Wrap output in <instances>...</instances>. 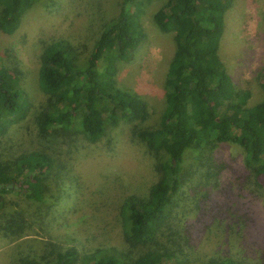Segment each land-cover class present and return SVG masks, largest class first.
<instances>
[{
  "label": "trees",
  "instance_id": "1",
  "mask_svg": "<svg viewBox=\"0 0 264 264\" xmlns=\"http://www.w3.org/2000/svg\"><path fill=\"white\" fill-rule=\"evenodd\" d=\"M141 1L115 0L113 16L108 18L102 16L104 3H98L92 9L96 30L89 27L92 41L86 50L76 48L69 37L28 42L18 32L21 16L33 0H0V34L5 41L10 35L20 37L19 42H3L0 53V141L6 135L4 128L18 121L12 117L18 114L21 120L32 105L19 86L23 75L19 43L37 57V84L43 96L29 114L41 147L0 152V236L16 248L5 264H125L127 259L131 264H187L193 247L189 225L182 223L186 214L197 211V216H210V221L228 215L245 218L242 213H228L226 201L213 199L217 194L228 197L218 193L224 189L218 178L225 167L234 170L214 157L220 144L240 148L246 168L243 185L250 181L264 195V66L260 98L249 103L248 94L240 93L231 82L219 54L231 0H158L152 21L170 34L173 51L161 80L162 109L152 123H146L150 112L143 97L116 88L112 80L114 61L129 59L140 38H145L138 26ZM66 4L76 13L89 9L87 0ZM36 43L38 52H34ZM121 124L128 139L140 144L141 158L149 159L153 179L142 191H103L101 205L121 216L122 242L128 248H97L80 257L73 246H62L64 234L59 226H52L71 208L58 213L45 203L58 197L60 182L76 180L75 166L95 149L105 130ZM117 138L109 137L106 154L113 155ZM230 186L225 183L227 189ZM5 192L24 199L14 202L2 196ZM39 230L41 241L21 242L20 238ZM47 236L53 241H47ZM188 263L264 264V249L256 256L216 253Z\"/></svg>",
  "mask_w": 264,
  "mask_h": 264
},
{
  "label": "rangeland",
  "instance_id": "2",
  "mask_svg": "<svg viewBox=\"0 0 264 264\" xmlns=\"http://www.w3.org/2000/svg\"><path fill=\"white\" fill-rule=\"evenodd\" d=\"M67 1L73 0H33L21 16L18 33L31 43L39 37L43 42L69 37L76 48L85 47L89 50L91 34L96 30L95 23H92L95 10L92 9L103 2L102 16L111 17L115 0H106L107 2L87 0L88 11L81 10L79 13L72 12L66 4ZM141 2L143 7L138 17V26L143 29L145 38H140L137 49L129 59L114 61L115 73L112 80L116 88L135 92L143 97L150 112L146 123H152L162 109L161 80L165 75L173 44L170 34L160 31L152 21V14L160 2L158 0L150 3L146 0ZM231 2L232 6L226 12L224 30L219 40L220 59L227 68L231 82L240 93L248 94L249 103H252L261 95L259 79L264 66V21H262L264 0H231ZM87 19L91 21L90 24L86 23ZM89 27L93 28V31ZM74 36L75 38L72 39ZM5 39L6 36L0 34V53L3 42L5 44L16 40L19 42L20 37L10 35L6 41ZM19 44L17 56L21 60L20 67L23 70L19 86L32 105L27 107V113L21 120L17 114L12 118L14 120L17 118L18 121L4 128L6 135L1 137L0 152L9 150L12 154L41 147L37 143L29 115L34 112L33 108L39 105L43 97L37 84V57L35 53H29V49H21ZM39 47L40 44L36 43L34 52H38ZM122 125L124 124L115 129L105 130L93 153L88 152L90 154L84 159L78 158L79 162L73 172L76 180L68 184L67 179L66 182H60L58 197L50 198L49 203H45L46 207L50 204L53 208H57L58 213H64L71 208L72 212L60 216L58 224L52 226L54 229L59 226L64 234L65 240L62 246H73L80 257L82 253H90L97 248L124 251L128 248L127 244L122 242L121 216L113 215L111 209L101 205L104 201L103 191H110L112 188L116 189L112 191L119 193L132 192L133 189L142 191L153 179L149 159L141 158L144 154L140 144L128 139ZM112 136L118 138L114 142L113 155L110 156L106 154V147L109 137ZM62 149L65 150L66 147ZM241 154L240 148L232 143L220 144L215 148L214 157L222 160L225 163L224 167L230 164L234 170L225 167L218 178L221 182L220 188H224L218 189V193H227L228 197L218 194L215 196L214 192L212 193L214 200L218 198L226 201L230 208L228 213L239 215L242 213L245 218L237 220L235 215L230 217L228 215V217H214L210 221V216H197V211L186 214L182 223L189 225L188 230L191 232L189 236L193 248L186 257L190 263L216 253L256 256L264 249V195L263 193L259 195L250 181L247 185H243L246 168ZM225 183H231L230 189L225 187ZM5 195L14 202H21L24 199L14 192L2 194ZM59 197L61 199L56 202ZM208 201L207 198L204 199L206 205ZM186 202L191 207L188 199ZM216 208L214 207V211L217 210ZM195 229H199L200 232H196ZM41 233L39 230L38 234L22 237L20 240L22 243H30L31 240L41 241L40 237H43ZM46 239L53 241L49 236ZM22 248L23 245H20V249ZM15 251L16 248L11 244L7 245L6 239L0 236V264H5L8 255ZM125 264H131V260L127 259Z\"/></svg>",
  "mask_w": 264,
  "mask_h": 264
}]
</instances>
